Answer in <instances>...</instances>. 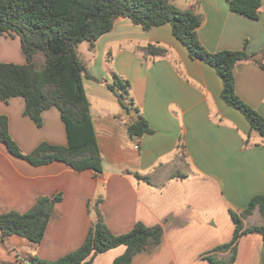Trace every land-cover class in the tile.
<instances>
[{"label": "crops", "instance_id": "1", "mask_svg": "<svg viewBox=\"0 0 264 264\" xmlns=\"http://www.w3.org/2000/svg\"><path fill=\"white\" fill-rule=\"evenodd\" d=\"M169 1L200 16L197 35L208 52L245 46L264 65V0L256 20L231 12L230 0ZM85 43L78 46V56L88 73L101 81L111 82L112 74L128 81L137 112L123 110L103 83L83 78L102 159L100 173L75 171L57 161L35 166L0 143V214L24 213L39 197L61 196L39 244L28 241L20 254L5 245L15 236L0 234V250L4 247L8 254H0V264H26L32 257L53 262L76 250L96 220L92 207L99 201L114 235L129 232L136 223L162 227L159 246L136 255L131 264L225 261L230 251L214 249L232 238L230 212L239 214L253 197L264 195V141L239 111L223 102L215 70L191 59L169 24L144 31L120 19L93 46ZM148 44L164 47L166 54L146 58L140 48ZM0 63H25L15 37H0ZM233 75L237 97L264 118V68L244 61ZM0 115L8 118L9 134L23 154L41 143L67 144L55 108L42 113L40 127L24 115L21 98L0 101ZM139 116L152 133L141 137L135 149L127 124ZM260 219L255 210L243 223L260 225ZM235 247L232 264H264L260 234L241 236ZM124 251L109 250L93 264H112Z\"/></svg>", "mask_w": 264, "mask_h": 264}, {"label": "trees", "instance_id": "2", "mask_svg": "<svg viewBox=\"0 0 264 264\" xmlns=\"http://www.w3.org/2000/svg\"><path fill=\"white\" fill-rule=\"evenodd\" d=\"M260 7L261 0L229 1L231 12L251 20L258 18ZM125 18L144 31L169 24L173 37L186 48L189 57L215 70L222 83L220 97L223 102L239 111L249 123L250 131L264 141V118L237 97L233 75L240 62L253 61L261 68L264 65L255 55L249 54L245 46L241 50L208 52L199 41L197 30L201 18L194 12L178 9L169 0H0V37L18 36L25 60L22 65L0 63V101L23 99L24 115L37 127L41 126L43 112L57 109L67 138L65 146L41 143L30 154H23L9 134L8 118L0 115V143L12 156L35 166L57 161L75 171H102L83 78L103 83L126 112L137 110L130 96L129 82L115 74L110 83L95 79L80 60L78 46L84 42L93 46L113 29L116 21ZM140 51L146 58H160L166 54L164 47L155 44H148ZM39 53L44 58L40 70L35 65V56ZM127 132L135 140L152 133L141 116L127 124ZM244 143L248 144V139ZM137 177L149 182L147 177ZM60 200V195L43 196L24 213L0 214L2 238L16 236L39 244L54 206ZM92 210L96 220L76 250L53 262L32 257L26 264H93L98 255L118 247H124L125 251L112 264H131L136 255L161 243V226L136 223L129 232L114 235L105 224L100 201ZM255 210L262 224L245 227L243 220ZM230 215L234 224L232 238L214 249L215 252L230 251V256L225 261L209 258L214 264L233 263L235 246L241 236L258 233L264 239V195L253 197L243 211L230 212Z\"/></svg>", "mask_w": 264, "mask_h": 264}, {"label": "rangeland", "instance_id": "3", "mask_svg": "<svg viewBox=\"0 0 264 264\" xmlns=\"http://www.w3.org/2000/svg\"><path fill=\"white\" fill-rule=\"evenodd\" d=\"M15 39H17V41H19L18 39V36H15ZM89 44V43H88ZM83 45H86V43L85 44H83ZM43 61H44V58H43V55L42 54H37V57L35 56V65H36V68L38 69V70H40L42 67H43ZM106 81V83H110V81H108V80H105ZM130 112V115H132V114H134V111L133 110H130L129 111ZM94 207V206H93ZM93 207H92V209H93ZM92 212H93V210H92ZM94 213V212H93ZM255 221V223H256V221L257 220H254ZM254 221H253V223H254ZM257 222H262V220L260 219L259 221H257ZM251 224V223H250ZM12 240L9 242V243H6L5 245L6 246H11V247H13V248H16L18 251L20 250V254H21V251L22 250H25V245L27 246L28 244H29V242L27 241V240H25V239H23V238H19V237H12L11 238ZM1 250H3V252H1ZM1 250H0V254H4L3 256H4V258H7V256H8V254L6 253V251H5V249H4V247H1ZM20 258L21 259H24V257L23 256H20Z\"/></svg>", "mask_w": 264, "mask_h": 264}, {"label": "built area", "instance_id": "4", "mask_svg": "<svg viewBox=\"0 0 264 264\" xmlns=\"http://www.w3.org/2000/svg\"><path fill=\"white\" fill-rule=\"evenodd\" d=\"M138 145H139V139H136V140H135L134 148H135V149H138Z\"/></svg>", "mask_w": 264, "mask_h": 264}]
</instances>
